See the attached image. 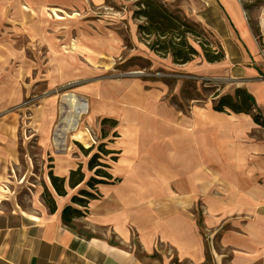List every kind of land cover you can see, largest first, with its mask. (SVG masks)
<instances>
[{
  "label": "crops",
  "instance_id": "obj_1",
  "mask_svg": "<svg viewBox=\"0 0 264 264\" xmlns=\"http://www.w3.org/2000/svg\"><path fill=\"white\" fill-rule=\"evenodd\" d=\"M198 1L197 22L224 58L171 65L244 88L264 118V0L252 15L257 35L241 0ZM116 88L101 112L123 129L109 172L118 180L89 201L83 228L92 235L65 225L58 205L54 213L39 199L26 209L0 205V264H168L143 259L163 249L188 264H264V127L251 113L213 110L227 91L182 112L157 87L140 89L139 103Z\"/></svg>",
  "mask_w": 264,
  "mask_h": 264
},
{
  "label": "rangeland",
  "instance_id": "obj_2",
  "mask_svg": "<svg viewBox=\"0 0 264 264\" xmlns=\"http://www.w3.org/2000/svg\"><path fill=\"white\" fill-rule=\"evenodd\" d=\"M136 1L0 0L1 206L26 209L31 201L41 200L49 171L67 177L70 169L81 164L87 177L93 175V171H87L88 157L78 145L92 148L89 156L98 145L114 151L100 154L99 159L109 165L110 172L116 161L112 158L115 155L117 159L119 153L117 140L122 142L124 136L120 120L101 109L103 104L113 106L108 105L106 97L116 94L118 86V93L123 91L121 99L131 95L137 98L136 103L140 89L157 87L182 112L187 111L188 101L208 100L219 90L227 91L223 94L233 91L226 80L207 76L209 71L188 72L189 67L172 66L170 56L149 50L137 33L139 19L132 17ZM161 1L201 26L196 17L201 7L198 0ZM262 1L241 0L255 34L258 27L252 15L262 7ZM261 50L264 53V46ZM199 59L203 57L192 60ZM260 67L264 77L263 63ZM175 87L180 92L172 95ZM65 93L76 95L87 104V110L77 118V131H66L63 148L56 150L52 137L62 125ZM103 119H112L115 124H102ZM77 190L68 188L62 202L55 197L56 204H69ZM88 217L87 213L74 219L69 227L79 234L92 235L84 229ZM143 259L149 263L168 260V264H188L164 249L143 255Z\"/></svg>",
  "mask_w": 264,
  "mask_h": 264
},
{
  "label": "trees",
  "instance_id": "obj_3",
  "mask_svg": "<svg viewBox=\"0 0 264 264\" xmlns=\"http://www.w3.org/2000/svg\"><path fill=\"white\" fill-rule=\"evenodd\" d=\"M134 4L136 8L133 10L132 17L140 21L137 25L139 38L155 54L162 57L170 56L175 64H185L196 56H201L210 63L224 58V52L219 44L217 42L214 44L208 38L209 32L207 33L202 26L179 11H172L161 0H137ZM252 106L253 101L248 92L244 88H236L233 95L219 96L213 102L212 108L219 112H225L228 109L234 113H251L253 120L264 127V118L259 113L253 112ZM101 123L114 125L115 121L103 119ZM101 132L103 136L106 135L103 130ZM78 148L88 157L86 168L87 171H93V175L87 177L81 164H78L75 169H70L67 177L48 172L51 187L57 196H66L68 188L78 189L77 193L70 197L69 204H65L61 209V219L68 226L74 219L87 212L90 200L100 196L98 185L118 180L113 179L107 171L109 165L99 160L100 154L108 155L114 151L103 149V145H98L97 151L89 156L92 148H83L81 145H78ZM112 159L116 160L115 155ZM40 198L50 213L56 211V200L46 186Z\"/></svg>",
  "mask_w": 264,
  "mask_h": 264
},
{
  "label": "bare ground",
  "instance_id": "obj_4",
  "mask_svg": "<svg viewBox=\"0 0 264 264\" xmlns=\"http://www.w3.org/2000/svg\"><path fill=\"white\" fill-rule=\"evenodd\" d=\"M63 102L65 104L64 111L61 115V122L62 125L59 129L55 130L54 136L52 137V143L54 144V147L56 150H61L63 148V142L65 141L64 133L66 131L69 132H76L78 128L77 124V118L79 114H82L87 110V104L83 101H81L76 95L71 93H65L63 95ZM92 119V116H90ZM67 169H63L62 172L66 173ZM45 181L47 188L51 191L52 195L57 198L59 202H62L66 196L60 197L55 194L53 191V188L51 187L50 181L48 176H45ZM101 185V184H100ZM72 190L73 189H69ZM59 208L61 207L58 206Z\"/></svg>",
  "mask_w": 264,
  "mask_h": 264
},
{
  "label": "built area",
  "instance_id": "obj_5",
  "mask_svg": "<svg viewBox=\"0 0 264 264\" xmlns=\"http://www.w3.org/2000/svg\"><path fill=\"white\" fill-rule=\"evenodd\" d=\"M260 54H261L262 63L264 65V53L261 49H260Z\"/></svg>",
  "mask_w": 264,
  "mask_h": 264
}]
</instances>
